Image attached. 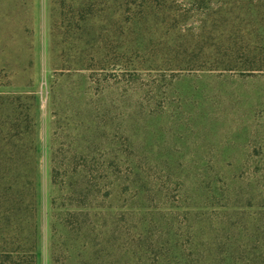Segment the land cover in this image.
I'll return each mask as SVG.
<instances>
[{"label": "trees", "instance_id": "16d2710c", "mask_svg": "<svg viewBox=\"0 0 264 264\" xmlns=\"http://www.w3.org/2000/svg\"><path fill=\"white\" fill-rule=\"evenodd\" d=\"M51 3L53 115L68 124L52 155L61 194L52 264H160L173 249L185 264H264V157H254L252 175L210 169L182 179L138 131L174 102L170 78L264 75V0H191L187 10L178 0ZM193 12L205 15L198 33L185 29ZM38 105L35 94L0 97V264H39ZM171 193L178 212L161 210ZM203 197L238 209L212 227L178 219Z\"/></svg>", "mask_w": 264, "mask_h": 264}, {"label": "rangeland", "instance_id": "374dc122", "mask_svg": "<svg viewBox=\"0 0 264 264\" xmlns=\"http://www.w3.org/2000/svg\"><path fill=\"white\" fill-rule=\"evenodd\" d=\"M178 3L187 10L191 0H178ZM190 17L185 29L198 33L205 15L193 12ZM52 21L51 0H0V97L35 94L39 102V264H52V227L55 222L52 203L61 195L52 183V155L68 133L67 120L64 118L58 127L53 115ZM143 72L145 81L159 79L154 72H151L152 76L149 71ZM64 79L67 80H60ZM172 79L175 83L172 90L174 102L165 105L161 116L145 119L138 130L142 137L148 134L146 144L149 149L159 160L179 168L178 174L182 179L197 177L206 170L210 172V169L215 173L226 171L232 176L247 170L252 175L257 168L254 157L257 153L264 157V75L193 72ZM62 84L66 97L70 93V85ZM246 158L249 163L243 170L241 166ZM166 203L161 210L179 211L175 207L180 203L174 194ZM186 209L183 206L181 210ZM189 209L187 217H178L180 221L186 225L202 223L206 226L209 223L202 221L211 219L212 227L227 220L228 215L236 213L238 208L232 205L213 207L212 201L207 202L203 197ZM143 212L148 214V210L143 208L141 211L142 218L147 219L148 215ZM247 212L254 216L259 212L257 204L253 203ZM190 213H200L199 221L192 219ZM236 219L234 216V221ZM59 229L60 233L64 232L61 225ZM208 232L206 230L204 234L208 235ZM180 239L183 241L185 238L178 237L177 240ZM184 257L182 252L173 249L160 264H185Z\"/></svg>", "mask_w": 264, "mask_h": 264}, {"label": "crops", "instance_id": "0c3cea01", "mask_svg": "<svg viewBox=\"0 0 264 264\" xmlns=\"http://www.w3.org/2000/svg\"><path fill=\"white\" fill-rule=\"evenodd\" d=\"M47 22L45 23V28H46Z\"/></svg>", "mask_w": 264, "mask_h": 264}]
</instances>
